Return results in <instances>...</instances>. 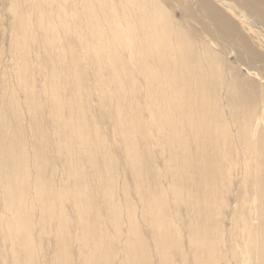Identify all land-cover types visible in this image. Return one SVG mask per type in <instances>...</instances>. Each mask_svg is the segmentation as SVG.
<instances>
[{"label":"bare ground","instance_id":"1","mask_svg":"<svg viewBox=\"0 0 264 264\" xmlns=\"http://www.w3.org/2000/svg\"><path fill=\"white\" fill-rule=\"evenodd\" d=\"M0 8V264H264V0Z\"/></svg>","mask_w":264,"mask_h":264},{"label":"rangeland","instance_id":"2","mask_svg":"<svg viewBox=\"0 0 264 264\" xmlns=\"http://www.w3.org/2000/svg\"><path fill=\"white\" fill-rule=\"evenodd\" d=\"M0 11H2L1 8ZM6 25V17L2 14V16H0V52H3L5 51V49H7L6 47L8 44V29Z\"/></svg>","mask_w":264,"mask_h":264}]
</instances>
